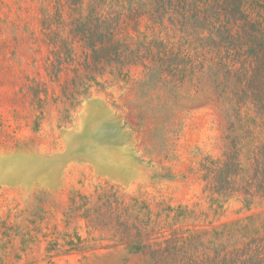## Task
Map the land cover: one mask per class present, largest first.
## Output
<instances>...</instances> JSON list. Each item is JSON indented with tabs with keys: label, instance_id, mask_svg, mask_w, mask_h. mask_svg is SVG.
Wrapping results in <instances>:
<instances>
[{
	"label": "rangeland",
	"instance_id": "1",
	"mask_svg": "<svg viewBox=\"0 0 264 264\" xmlns=\"http://www.w3.org/2000/svg\"><path fill=\"white\" fill-rule=\"evenodd\" d=\"M110 6L140 62L99 74L65 0H0V264H264V0ZM233 146L217 193L194 169Z\"/></svg>",
	"mask_w": 264,
	"mask_h": 264
},
{
	"label": "trees",
	"instance_id": "2",
	"mask_svg": "<svg viewBox=\"0 0 264 264\" xmlns=\"http://www.w3.org/2000/svg\"><path fill=\"white\" fill-rule=\"evenodd\" d=\"M83 1L65 0V3L68 5L71 14L77 16V18L71 20L70 33L79 36V40L83 41L84 48L89 52L86 55L85 68L94 69L99 74H103L105 72L103 68L120 65L125 58H135L130 61L129 65L140 62L137 61V53L128 49V46L124 44L120 37L118 21L121 11L111 6L106 9L107 3H119L120 0H94L89 5L85 15L82 12ZM58 12L60 11L57 10V17L60 19L61 16ZM43 29L48 43L54 48L59 46V49L71 58L73 52L71 42L60 36L61 30L51 31L46 21H43ZM59 53L58 50H55L51 54L56 58L55 60H60ZM61 64V60L53 64L55 78L58 77ZM262 66L263 68H260V66L256 68V75L264 71V62ZM251 87L257 93L264 92V83L260 82V84L251 85ZM252 105L257 112L264 115V101L259 100L252 103ZM254 165L251 187L255 188V193L264 196V146L260 148V153L255 155ZM194 170L206 186L208 188L213 187L215 192H236L235 181L241 173L240 151L238 147H227L220 158L204 157Z\"/></svg>",
	"mask_w": 264,
	"mask_h": 264
}]
</instances>
